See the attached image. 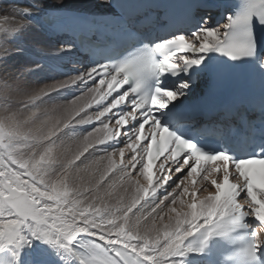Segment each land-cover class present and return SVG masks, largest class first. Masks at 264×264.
Here are the masks:
<instances>
[{
	"label": "snow or ice",
	"instance_id": "1",
	"mask_svg": "<svg viewBox=\"0 0 264 264\" xmlns=\"http://www.w3.org/2000/svg\"><path fill=\"white\" fill-rule=\"evenodd\" d=\"M194 6L209 14L190 16L186 32L167 28L166 21L162 31L160 16L133 20L127 15L131 5L101 0L97 7L107 13L85 6L68 18L86 35L94 33V41L61 46L27 64L21 57L28 50L20 45L29 25L67 6L12 0L4 16L11 26L0 29V257L7 264H198L214 239L241 233L246 241L240 260L264 264V0H242L223 24L213 22L210 0ZM73 47L89 52L75 71L65 68L76 65ZM241 70L259 82L258 109L252 96L228 106L219 122L199 121L189 104L198 82L215 85ZM45 72L62 78L42 87L29 79ZM60 89L73 94L70 103L45 108ZM81 90L98 94L96 103L111 100L95 116L81 115L92 106L78 105L84 96L74 94ZM25 110L32 115L25 118ZM108 113L102 128L79 134L78 125ZM97 144L107 147L96 153H119L122 162L129 152L118 179H108L115 164L88 178L80 174L90 168V157L76 162ZM199 174L205 181L216 178L197 203L195 191L177 189ZM185 195L190 211L178 212Z\"/></svg>",
	"mask_w": 264,
	"mask_h": 264
},
{
	"label": "bare ground",
	"instance_id": "2",
	"mask_svg": "<svg viewBox=\"0 0 264 264\" xmlns=\"http://www.w3.org/2000/svg\"><path fill=\"white\" fill-rule=\"evenodd\" d=\"M95 1V2H94ZM97 0H42V3H44L46 6L50 7V8H55L58 3H63L65 4L67 7L65 8L64 11L67 10H72L77 12L78 9L83 8L85 6H88L91 8V10L93 11H97V12H102V13H106V9L104 8H99L97 7L98 5L101 4V0L97 1ZM12 3V0H0V6L3 9H6L7 11H9L10 5ZM39 15V14H37ZM11 21H7V24H11ZM29 27L31 28V31L26 33L25 36L23 37V39L26 40H22V47L27 51V53L25 54V58L26 60H37V59H44L47 57L41 56V53H50V54H54L56 52V50L59 48L53 44H51L41 33L40 30V25H29ZM221 31H223L224 29L221 27L220 29ZM13 46V48H15L16 45H11ZM27 54H29L31 58H28ZM23 62V61H22ZM44 74H47V72H45ZM41 79V80H40ZM40 79H37V84L35 86H44V85H48V84H52L55 81L51 82L49 79H46L45 76H43L42 74H40ZM71 92H69L68 95H64V98H60V94L57 92H54L51 94L52 97H55V99L50 100L49 104L44 105L45 108H49L53 105H63V104H68L70 103L71 99L73 97H71ZM84 96L83 100H79L78 101V105H87L89 103H93L96 99H98V94L96 93H91V92H86ZM44 100H49V97H44ZM40 103V102H38ZM86 114H90L93 115V108L92 107H86L85 108V112H82L81 115H86ZM42 115V110L39 112L38 117ZM30 116H26L25 118H28ZM41 121L39 119H37V127H39ZM86 125H78V132L81 136H87L89 132L94 131L96 128H102L103 126H95L93 130L88 129L87 127H85ZM109 127H113L111 124L109 125ZM61 135H63L61 133ZM104 135L103 132L101 133H97V136H102ZM68 143V142H66ZM99 144L95 145L94 149H91V147L88 149L87 152L84 153V156L81 157L80 161H77V164H80L81 161H83L85 159V157H90L88 163L90 165V168L83 170L80 174L83 175L85 178H88L92 175V173L94 171H96L97 169H99L100 171H103L105 168L109 167L110 164H115L116 167L114 168V170L112 172L109 173V177L108 179H112L113 177H117V174L119 173L120 168L127 166V160L129 157V153H127V151H125V155L123 158V162L121 161V158L119 156V153H117L115 155V157H111V153H104V152H100V153H96V149L97 148H105V147H99ZM98 146V147H97ZM91 149V150H90ZM96 153L95 156H93L92 154ZM104 153V156L102 158L98 157L97 154H102ZM109 157H111V159H109ZM75 167V166H73ZM137 173L136 172H132V176H136ZM118 179V177H117ZM107 183V182H106ZM141 183L145 184L146 186V181L141 178ZM123 187H127V184H124ZM123 187L119 186L117 187V191L122 192L123 191ZM207 195V192H201L200 195L198 196V202L204 199V196ZM184 198V197H183ZM126 199L130 202V195H126ZM185 201V205H181L179 203H177V205L175 206L177 208L178 212H183V211H190V209L187 208V204L190 202H187L186 198H184ZM143 203V202H142ZM165 203H168V201H165ZM139 210V206H137V208L133 209V213L138 212ZM173 217H175V213L171 214ZM168 218H165V222H167Z\"/></svg>",
	"mask_w": 264,
	"mask_h": 264
},
{
	"label": "rangeland",
	"instance_id": "3",
	"mask_svg": "<svg viewBox=\"0 0 264 264\" xmlns=\"http://www.w3.org/2000/svg\"><path fill=\"white\" fill-rule=\"evenodd\" d=\"M95 2V1H94ZM9 11H7L6 9H3L1 6H0V29H6V28H9L11 26V24H7V21L4 20V16L8 13ZM10 21V20H9ZM4 36V32L3 31H0V38H2ZM23 40H26V39H23ZM23 43V41H22ZM22 43H21V47H22ZM10 48H13V46L9 45ZM16 47V46H15ZM28 58H31L32 57L27 54ZM30 56V57H29ZM27 58V57H26ZM25 58V55L23 57H21V61H23L24 63H27V64H32L34 60H29L27 59L26 60ZM40 74H42L43 76L46 77V79H49L51 82L53 81H57L58 79L60 78H56L55 80L53 79L54 77H52L51 75H49L48 73L47 74H44V73H38V74H30L29 75V79L32 80L33 82H35V85L37 84V79H40ZM41 80V79H40ZM59 92H66V93H69L70 90L69 89H60L57 93ZM65 96L64 95H60V98H64ZM38 103V102H37ZM33 111H36V109H32ZM39 114V112H38ZM32 115V112L31 111H28V110H25V117L26 116H31ZM63 134V133H62ZM92 149V147H91ZM90 149V150H91ZM98 157L102 158L104 156V153L102 154H97ZM81 163V162H80ZM107 181H105L106 183Z\"/></svg>",
	"mask_w": 264,
	"mask_h": 264
}]
</instances>
